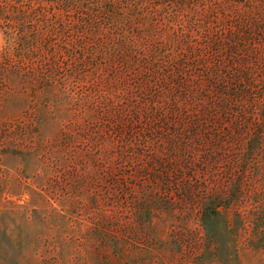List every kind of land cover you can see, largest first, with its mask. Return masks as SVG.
I'll list each match as a JSON object with an SVG mask.
<instances>
[{
  "label": "rangeland",
  "instance_id": "1",
  "mask_svg": "<svg viewBox=\"0 0 264 264\" xmlns=\"http://www.w3.org/2000/svg\"><path fill=\"white\" fill-rule=\"evenodd\" d=\"M111 1L0 0V264H264V0Z\"/></svg>",
  "mask_w": 264,
  "mask_h": 264
},
{
  "label": "trees",
  "instance_id": "2",
  "mask_svg": "<svg viewBox=\"0 0 264 264\" xmlns=\"http://www.w3.org/2000/svg\"><path fill=\"white\" fill-rule=\"evenodd\" d=\"M60 5L61 6L63 5V7L68 8V10L73 8L75 10L74 13H76L77 15H79L80 13L81 19H77L79 20V22H77V24L75 23L73 26L76 28V31H77V28H80V30L78 31H82V32L88 26V24H86L85 22L89 20L87 17H89L90 14L92 15L95 14L94 16H96L95 25L93 26V27H96L98 26V24L96 23L98 18H101L102 20L106 19L107 22L110 23L111 22L110 16H112L110 13L115 12L117 9V5L111 0H100V1L99 0H60ZM49 27L52 28V25L50 24ZM236 38H238V40L242 42L243 38L237 37V36ZM76 44L78 47L81 46L82 49L84 48L83 46L85 45L83 41H80V40H78V43ZM64 49L68 50V48L65 46H64ZM79 52L82 54L81 50L79 51V49L78 51L74 50L73 53H79ZM190 59H191L190 64L193 66H196V60L194 58L192 59L191 57ZM180 61H181L180 62L181 66L179 67V69H181L182 71H180L178 79L177 78L173 79V75L170 73H168V77L169 79L171 80L173 79L178 84L183 86L184 84L185 85L188 84V82L191 80L190 78L191 75H187L188 67L185 64H187L188 61H185L184 59L183 60L181 59ZM158 70L162 71V68L158 67ZM144 75L149 76L150 74H148V72H145ZM210 81H212L211 83H214V84L217 83L216 80H213V79H210Z\"/></svg>",
  "mask_w": 264,
  "mask_h": 264
}]
</instances>
